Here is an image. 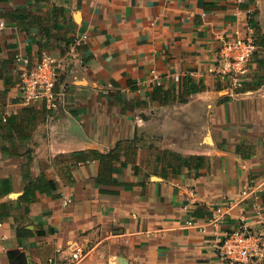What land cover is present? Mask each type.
Masks as SVG:
<instances>
[{
  "label": "crops",
  "instance_id": "1",
  "mask_svg": "<svg viewBox=\"0 0 264 264\" xmlns=\"http://www.w3.org/2000/svg\"><path fill=\"white\" fill-rule=\"evenodd\" d=\"M222 34L258 39L242 88L220 70ZM43 54L60 62L52 110L20 102L16 58ZM117 143L110 183L68 158ZM25 172L57 188L19 199ZM237 225L261 251L242 264H264V0H0V264L14 249L26 264H225Z\"/></svg>",
  "mask_w": 264,
  "mask_h": 264
},
{
  "label": "built area",
  "instance_id": "2",
  "mask_svg": "<svg viewBox=\"0 0 264 264\" xmlns=\"http://www.w3.org/2000/svg\"><path fill=\"white\" fill-rule=\"evenodd\" d=\"M217 40L220 70L229 77L233 88H242L251 80L250 64L258 48L257 38L253 34H222ZM16 59L22 63L19 72L20 102L24 106L40 103L48 110L55 109L59 103V60L49 54H43L38 61L32 63L27 56H17ZM154 82V79H148V84ZM229 209L230 204H216L211 211V223L223 221L229 214ZM187 224L192 225V220H188ZM217 252L225 264H242L261 253L258 241L244 225H237L225 232L217 246ZM84 255L79 249L71 254L74 262Z\"/></svg>",
  "mask_w": 264,
  "mask_h": 264
},
{
  "label": "trees",
  "instance_id": "3",
  "mask_svg": "<svg viewBox=\"0 0 264 264\" xmlns=\"http://www.w3.org/2000/svg\"><path fill=\"white\" fill-rule=\"evenodd\" d=\"M29 109V108H26ZM32 109V108H31ZM17 115H9L4 118V123L13 125L17 120ZM30 122L34 124V116L30 117ZM32 124V127L34 125ZM135 148V147H134ZM68 158L74 163L84 162L87 160L95 159L99 162V169L97 172L98 180L100 183L112 182V169L114 163L120 160V152L118 150V143L108 149L107 151H99L97 149H86L72 152ZM134 161V158H131ZM57 188V182L53 179L47 178L44 174H39L36 177H31L28 172H25L24 176V190L19 196V199L23 200H34L35 192L50 194ZM17 237H20V233L17 231ZM9 264H26L24 252L14 249L7 252Z\"/></svg>",
  "mask_w": 264,
  "mask_h": 264
},
{
  "label": "rangeland",
  "instance_id": "4",
  "mask_svg": "<svg viewBox=\"0 0 264 264\" xmlns=\"http://www.w3.org/2000/svg\"><path fill=\"white\" fill-rule=\"evenodd\" d=\"M258 38H259V37H258ZM257 40H258V39H257ZM152 139H155V138H153V137H151V135H149L147 141H151Z\"/></svg>",
  "mask_w": 264,
  "mask_h": 264
}]
</instances>
